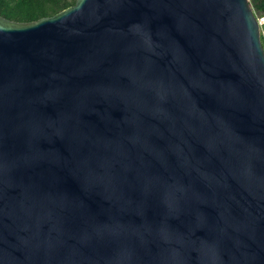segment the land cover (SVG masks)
Returning a JSON list of instances; mask_svg holds the SVG:
<instances>
[{
    "label": "water",
    "instance_id": "water-1",
    "mask_svg": "<svg viewBox=\"0 0 264 264\" xmlns=\"http://www.w3.org/2000/svg\"><path fill=\"white\" fill-rule=\"evenodd\" d=\"M0 264H264L250 0L0 14Z\"/></svg>",
    "mask_w": 264,
    "mask_h": 264
},
{
    "label": "trees",
    "instance_id": "trees-1",
    "mask_svg": "<svg viewBox=\"0 0 264 264\" xmlns=\"http://www.w3.org/2000/svg\"><path fill=\"white\" fill-rule=\"evenodd\" d=\"M77 0H0V14L13 20L33 21L50 16L73 5ZM253 6L264 16V0H253ZM264 43V23L262 26Z\"/></svg>",
    "mask_w": 264,
    "mask_h": 264
},
{
    "label": "rangeland",
    "instance_id": "rangeland-1",
    "mask_svg": "<svg viewBox=\"0 0 264 264\" xmlns=\"http://www.w3.org/2000/svg\"><path fill=\"white\" fill-rule=\"evenodd\" d=\"M250 1L253 2V0H250ZM257 12H258V16H259L260 20L262 21V26H263L264 16L259 11H257Z\"/></svg>",
    "mask_w": 264,
    "mask_h": 264
}]
</instances>
